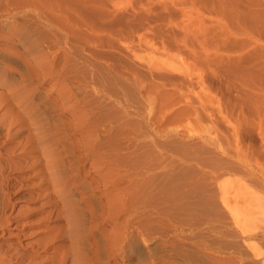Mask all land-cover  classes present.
Listing matches in <instances>:
<instances>
[{
    "label": "rangeland",
    "instance_id": "rangeland-1",
    "mask_svg": "<svg viewBox=\"0 0 264 264\" xmlns=\"http://www.w3.org/2000/svg\"><path fill=\"white\" fill-rule=\"evenodd\" d=\"M18 1L26 4L28 13L21 19H9V24L24 23V29L29 28L26 44L36 40L38 49L26 54L23 64L0 59L2 261L8 262L4 257L10 256L11 264H52L56 261L50 260L53 253L63 250L67 252V264H264V0ZM54 8L56 12L66 11L71 19H80L77 30L72 29V22L56 20ZM43 17L53 23L48 24ZM4 22H0V57L3 49L19 53L25 47L19 34L10 33ZM64 26L68 34L74 32L76 36L67 35ZM75 55L80 60L75 61ZM74 63L76 66H72ZM38 64H45V69L37 68L38 78L22 88L23 82L18 79L24 73H33ZM45 71L53 74L49 77ZM42 73H46L45 79ZM53 86L56 90L50 92ZM12 89L28 95L24 99L29 105L26 113H34L35 118L25 122L27 128L31 127L34 136L39 133L47 141L51 139L54 150L49 148V153L58 154L64 162L59 173L63 187L46 191L49 199L37 198L39 178L31 177L34 171H25L18 162L28 129L16 132L19 121L5 129L8 121L27 116L19 106L22 99L10 98L8 91ZM58 90L68 93L69 98L53 108ZM55 122L60 123L58 127ZM119 122L124 126L123 136L117 137L120 145L145 137L144 149L153 157L150 141L160 146L154 148L163 167L158 184L165 188L172 182L176 193L182 194L172 205V212L168 211L170 203L157 200L144 213L141 205L135 209L136 203L131 207L132 202H127L125 207L131 209L120 213V200L115 196L120 190L108 188L103 194L100 184L97 189V181H108L111 175L102 168L103 162L95 165L96 158L80 156L86 153L82 138L93 130L100 150H107L114 138L109 128ZM73 124H78L77 130L71 128ZM138 124L143 125L141 136ZM9 135L14 138L10 140ZM75 139L80 145L73 149ZM16 144L19 146L13 149ZM5 149L14 151L9 161ZM31 151L22 160L32 162L36 155ZM75 157H80L77 165ZM54 175L47 174V179ZM187 188L190 195L184 194ZM56 189L66 194L57 203ZM45 200L48 202L42 205ZM73 207L76 211L71 217L80 220L75 225L66 215ZM59 211L65 215L58 220ZM145 213L148 216L144 217ZM126 218L130 220L128 238L130 234L133 238L121 244L115 228H122ZM145 220L148 225L136 233L135 226ZM60 225L63 228L57 227ZM73 238L82 245L78 253L71 248Z\"/></svg>",
    "mask_w": 264,
    "mask_h": 264
},
{
    "label": "bare ground",
    "instance_id": "bare-ground-1",
    "mask_svg": "<svg viewBox=\"0 0 264 264\" xmlns=\"http://www.w3.org/2000/svg\"><path fill=\"white\" fill-rule=\"evenodd\" d=\"M22 1V0H21ZM23 3V2H22ZM21 3V4H22ZM53 3V2H52ZM19 4V5H18ZM18 4H17V0H0V8L2 9L3 8V10H1V14H0V22L1 21H6V23L4 22V25L7 27V29L9 30V32L10 33H17V34H19V39L21 40V41H23L24 43L23 44H25V47H23V50L22 51H18L19 53H17L16 51H10V50H2V56L0 57V59H3V60H5V61H8V62H12V63H14V64H17V65H19L20 63H24L25 62V59H24V57H26L25 55L26 54H32V53H34V51L35 50H37L38 49V46H37V44H38V41H33V43L31 42V44H29V45H27L26 43H27V41H26V39L28 38V32H27V30L29 29H27V30H25L24 28H26L25 27V25H24V23H21L20 22V24L18 23V22H15L14 21V23L12 24V25H10L9 23H10V21H8L9 19H15V18H17V17H20V19L21 18H24V17H22L24 14L26 15V12L27 11H25V8H24V6L26 5V4H23V5H21L20 3H19V1H18ZM30 4V3H29ZM38 4V3H37ZM17 5V6H16ZM43 5V4H42ZM15 6V7H14ZM37 6V5H36ZM45 6V5H44ZM39 7V6H38ZM43 7V6H42ZM55 7V6H54ZM21 9V11L19 12L20 14H18V12L16 13H11V11L13 12V10H17V9ZM44 9V8H43ZM11 10V11H10ZM51 10H53V8L51 9ZM56 9L54 8V13L52 12V14H54L55 15V18H56V20H60V21H62V22H65V21H69L70 23L72 22V24L74 25L73 27H72V29L74 30V29H76L77 30V27H79L78 26V22H80V19H77V17L75 18V20L74 19H71L70 18V15L65 11V12H61V11H55ZM66 10V9H65ZM4 11V12H3ZM45 11H47V10H45ZM50 11V10H49ZM3 12V13H2ZM56 12V13H55ZM74 12V11H73ZM28 13V12H27ZM35 14V13H34ZM34 14H32V17L33 16H35ZM41 14V13H40ZM36 15H39V14H36ZM43 15H44V13H43ZM54 15H53V17H54ZM75 15V14H74ZM73 15V16H74ZM79 15V14H78ZM28 17V16H27ZM26 17V18H27ZM38 17H40V16H38ZM42 17V16H41ZM40 17V18H41ZM34 18V17H33ZM44 19H45V21L47 22V21H49L48 22V24H51V23H53V21L52 20H48V19H46L45 17H43ZM42 19V18H41ZM36 20H39V19H36ZM22 21H24V20H22ZM7 22H8V24H7ZM28 22V21H27ZM30 22V21H29ZM61 22V23H62ZM26 23V22H25ZM41 22H39V23H37V24H39L40 26H41V24H40ZM55 23V22H54ZM29 24V23H28ZM27 24V25H28ZM42 24H43V22H42ZM56 24V23H55ZM54 24V25H55ZM58 24H59V22L57 23V25H56V27L58 26ZM38 25V26H39ZM63 25H65V24H63ZM1 26V25H0ZM29 26H30V24H29ZM28 26V27H29ZM32 26H33V24H32ZM34 26H37L36 24L34 25ZM61 26V24L59 25V27ZM42 27V26H41ZM65 27V26H64ZM68 27V26H67ZM31 28V27H30ZM44 28V27H43ZM66 28V27H65ZM56 29H58V27L56 28ZM55 28H54V30H56ZM35 30V29H34ZM44 30V29H43ZM62 30V29H61ZM69 30H71V27H70V29ZM37 31V30H36ZM45 31V30H44ZM53 31V30H52ZM60 31V30H59ZM66 31H67V35H71V37H74V36H76L75 35V33L71 30V32H73V33H71V34H68V28H66ZM65 31V32H66ZM75 31V30H74ZM48 32V31H47ZM46 32V33H47ZM78 32H79V28H78ZM50 33V32H49ZM55 33H57V32H55ZM70 33V32H69ZM35 34V33H34ZM47 35H48V33H47ZM47 35H45V36H47ZM52 35V34H51ZM61 35H63V33H62V31H61ZM78 35V34H77ZM40 36V35H39ZM41 36H42V33H41ZM41 36L39 37V38H41ZM65 36V35H64ZM43 37L44 36H42V39H43ZM69 36H67V38H68ZM70 37V38H71ZM46 38H48V37H46ZM45 38V39H46ZM60 38V37H59ZM66 38V37H65ZM76 38V37H75ZM77 38H79V37H77ZM73 39V38H72ZM29 40H30V38H29ZM76 40V39H75ZM74 40V41H75ZM31 41V40H30ZM29 41V42H30ZM45 41H47V40H45ZM61 42H62V39L60 40ZM68 42H69V39L67 40ZM70 41H71V39H70ZM77 41V40H76ZM75 41V42H76ZM75 42H72L71 43V45L73 44H75ZM54 43V42H53ZM56 43V42H55ZM63 43H65L64 41H63ZM79 42H77V44H78ZM40 44V43H39ZM47 44V43H46ZM58 44V43H57ZM1 45V44H0ZM8 45H9V43H8ZM49 45V44H48ZM59 45H62V44H59ZM65 45H66V43H65ZM76 45V44H75ZM74 45V46H75ZM54 46V45H53ZM58 47V46H57ZM1 48V47H0ZM4 48V47H3ZM6 49V48H5ZM72 49V48H71ZM76 49H78L77 47H76ZM70 50V49H69ZM49 51V50H48ZM66 51L68 52V50L66 49ZM76 51V50H75ZM75 51H73L74 53H75ZM43 52V51H42ZM47 52V51H46ZM56 52V51H55ZM61 52V51H60ZM71 51H69V53H70ZM73 52H71V53H73ZM80 52V51H79ZM78 52V53H79ZM39 53H40V51H39ZM52 53V52H51ZM54 53V52H53ZM66 54V52L64 53V56H66L65 55ZM35 55V54H34ZM39 55V54H38ZM48 55V54H47ZM54 55H57V54H54ZM43 56H45V54L43 55ZM77 56H79V55H77ZM77 56L75 55L74 57H75V61H77L78 59H77ZM49 57V56H48ZM47 57V58H48ZM52 57V56H51ZM56 57V56H55ZM58 57V56H57ZM60 57V56H59ZM67 57H68V55H67ZM70 57V56H69ZM32 58H35V56H33L32 55ZM61 58H63L62 56H61ZM65 58V57H64ZM63 58V60H65ZM40 59V58H39ZM71 59V58H70ZM3 60H0V62H2ZM59 60H60V58H59ZM67 60V59H66ZM73 60V59H72ZM80 60V59H79ZM18 61H20V63L18 64ZM68 61V60H67ZM74 61V60H73ZM72 61V62H73ZM74 61V62H75ZM63 62V61H62ZM62 62H60L61 64H62ZM71 62V63H72ZM27 63V62H26ZM53 64V63H52ZM76 63H74V64H72V66L73 65H75ZM63 65H65V64H63ZM32 66V65H31ZM36 66H38V67H36L35 69H34V72L33 73H29L28 72V74H26V73H24V75H21L20 76V78L18 79V80H21L22 82H23V85H21L22 86V88L23 87H26V86H30V85H32V81L35 79V78H38V75L36 74L37 73V68H40V69H45V64L43 65L44 66V68H43V66L42 65H36ZM76 66V65H75ZM3 67V66H2ZM5 67V66H4ZM49 67H51V65H49ZM48 67V68H49ZM68 67V66H67ZM77 67H78V64H77ZM6 68V67H5ZM47 68V67H46ZM72 68V67H71ZM76 68V67H75ZM57 69V68H56ZM77 69V68H76ZM75 69V71H77ZM6 71H7V69H5ZM23 70V69H22ZM48 70H50V69H48ZM73 70H74V68H73ZM18 71V70H17ZM29 71H30V69H29ZM44 70H42V72H43ZM50 71H52V70H50ZM57 71H60V68H59V70H55V73L57 72ZM22 72V71H21ZM39 72V71H38ZM45 72H47V75H49V73H48V71H45ZM53 72V71H52ZM51 72V73H52ZM65 72H66V70H65ZM68 72H69V70H68ZM71 72V71H70ZM74 72V71H73ZM5 73V72H4ZM6 73H8V72H6ZM58 73V72H57ZM44 73H42L41 75H43ZM46 74V73H45ZM44 74V75H45ZM53 74V73H52ZM51 74V75H52ZM43 75V76H44ZM47 75H45L46 77H47ZM51 75H49V77L51 76ZM59 76L61 75L60 73L58 74ZM66 75V74H65ZM4 76V75H3ZM8 76V75H7ZM45 76L43 77L44 79H45ZM62 76V75H61ZM72 76V75H71ZM77 76V75H76ZM40 77H42V76H40ZM66 77V76H65ZM73 77H74V75H73ZM72 77V78H73ZM79 77V76H78ZM42 78V79H43ZM5 79V78H4ZM61 79H62V77H61ZM40 81H41V79H39ZM64 80V79H63ZM76 80H78L77 78H76ZM37 81H38V79H37ZM40 81H38V82H40ZM67 81V80H66ZM70 81V80H69ZM72 81V80H71ZM68 82V81H67ZM94 83H96V84H98V83H102L101 81L100 82H94ZM22 84V83H21ZM99 86V85H98ZM34 87V86H33ZM65 88H66V86H65ZM8 90V89H7ZM56 89H55V87L53 86L51 89H50V92H53V91H55ZM60 90V89H59ZM58 90V91H59ZM68 90V89H67ZM67 90H66V92H67ZM70 90V89H69ZM69 90H68V92H69ZM102 91V90H101ZM107 91V90H106ZM9 92V94H10V98L11 99H15V98H20V100L22 99V102H21V104L19 105L20 107H21V109H23V110H25V115H27V116H24V118H23V120H19V119H14V121H8V123L6 124V128L5 129H7L8 127H11L16 121L18 122L19 121V129L18 130H16V132H21V131H24V130H26V129H28L27 131H28V133H27V135H26V137H24V139H23V141L25 142H23L24 144H22V146L20 145V149L21 150H19L20 152H18L19 153V155H18V157L16 156V161H17V158H18V162H22V168H24L25 169V171H34V175H31V177H37V178H39V181L36 183V189L39 191V193H37V194H39V195H37V198H39L41 201L42 200H44V199H49V195L48 194H46L45 192L46 191H49V190H53L54 188H61V186L63 187V185H62V179H61V177L59 176V173H61L62 171H63V169H64V166L65 165H63V163L64 162H62L61 161V158L58 156V154H55V155H51L49 152H50V150H49V148H51L50 146H51V142H50V140L49 141H47L46 140V138L44 137V136H40L39 135V133H38V135H36V136H34V134L31 132V127H30V129H29V127L27 128V126L25 125V122L26 121H28L29 122V120H33L32 119V117L33 118H35V114L33 113V115H32V113L29 111L28 113H26V107H28V109H29V105H28V103H26L25 104V101H24V99H26L27 97L26 96H28V95H26V96H24V94L22 93V94H19L16 90H14V89H12V90H10V91H8ZM20 92V91H19ZM57 92V91H56ZM105 92V91H104ZM58 93V96L54 99V100H52L53 101V104L52 103H50V104H52V106H53V108H55L56 106H58V105H56V103L58 102H61L62 104L63 103H67V100H68V98H69V95H68V93H61L60 91L59 92H57ZM99 93V92H98ZM109 93V92H108ZM33 94V93H32ZM102 94V93H101ZM106 95V94H105ZM112 95V94H111ZM70 96H71V94H70ZM2 98V97H1ZM108 98H110V97H108ZM107 98V99H108ZM75 99V98H74ZM42 100V99H41ZM115 100V99H114ZM40 101V100H39ZM50 101H51V99H50ZM74 101V100H73ZM27 102V101H26ZM46 102H48V101H46ZM45 102V103H46ZM36 104V103H35ZM40 104V103H39ZM46 104H48V103H46ZM50 104L48 105V106H50ZM18 105V104H17ZM121 105V104H120ZM10 106V105H9ZM31 106V105H30ZM36 106V105H35ZM40 106V105H39ZM47 106V105H46ZM51 106V107H52ZM125 106V105H124ZM58 107H60V106H58ZM109 107V106H108ZM115 107V106H114ZM5 108V107H4ZM49 108V107H48ZM111 108V107H110ZM46 108H44V110H45ZM50 109V108H49ZM48 109V110H49ZM112 109V108H111ZM6 110V109H5ZM8 110H9V108H8ZM7 110V111H8ZM39 110V109H38ZM42 110H43V108H42ZM110 109H108V111H109ZM35 111H36V109H35ZM40 111V110H39ZM59 111V110H58ZM110 111H112V110H110ZM137 111V110H136ZM138 111H141V110H138ZM51 112V111H50ZM8 113V112H7ZM7 113H5V115L7 114ZM105 113V112H104ZM108 113H111L113 116L116 114L115 112H108ZM135 113H137V112H135ZM139 113V116L140 117H142L141 116V113L140 112H138ZM43 114V113H42ZM48 114V113H47ZM111 114H110V116L108 115V117H111ZM52 115V114H51ZM117 115V114H116ZM136 115V114H135ZM143 115V114H142ZM53 116V115H52ZM80 116V115H79ZM118 116V115H117ZM15 117V116H14ZM40 117V116H39ZM113 118V117H112ZM111 118V119H112ZM114 118H116L115 116H114ZM117 118H120L119 116L117 117ZM116 118V119H117ZM42 120V119H41ZM120 120V119H119ZM118 120V121H119ZM130 120V119H129ZM6 121V120H5ZM45 121H47V120H45ZM116 120H114V122H115ZM121 121V120H120ZM3 123V122H2ZM5 123V122H4ZM52 123V122H51ZM58 123L59 122H55L54 123V126L55 127H58ZM77 123V122H76ZM121 122H119V123H115V125H113V127H111V128H109V130H111L112 132L111 133H113L111 136H114V138L116 139V143H115V141H114V138H113V140L111 141L110 139V141L112 142L111 143V145H109V148L107 149V150H103V151H101L100 150V148H99V146H98V140H97V137H96V135L93 133V130H91V133L90 134H88L86 137L84 136V138H82L83 139V141H82V143H83V146H84V144H85V154L84 155H80L82 158H87L88 160L89 159H94V158H96V159H94V161H93V163H95V165H98L99 164V161H100V164H102V162L104 163V167H102V168H107V172L111 175L110 176V179L108 180L107 178V180L108 181H105L104 179H103V181L102 180H100L99 182L97 181V189H98V185L100 184V186H101V190H102V193L104 194V192L108 189V188H116L117 190H120V192L118 191V193L115 191L116 189H114L113 191H115L114 193H115V196H117L118 198H119V200H120V202L117 200V203H118V208L117 209H121V211H120V213L123 211H126V210H130V209H127L128 207H125V204H127V202H132L131 203V205H129V206H131L132 207V204L133 203H136V208L135 209H137L138 207H137V205L139 204V205H141L142 206V208H141V210L143 211H146V209H147V207H150V206H153L155 203H156V201L157 200H162V201H165V202H168V203H170V205H169V207H168V211H170V212H172L173 211V209H174V207L172 206L174 203H176V200L180 197V195H182V194H177L176 193V188H175V186H174V184L172 183V182H169L168 183V187H160L159 186V184H158V178H159V176L163 173V171H162V169H163V167H161V165H160V156H158L159 154V152L157 151V150H155V149H159V145L155 142V141H150V143H151V148H152V150L154 151V157L153 156H149L148 155V153H147V150L146 149H144V148H146V146H145V144H144V142H145V137H139V138H137V137H135V138H137V140L135 139V141L133 142V141H131V139L130 140H128V142H126V145L124 144V145H120V143H117V137H118V135L120 136H123L122 135V131L124 130L123 128H124V126L123 125H121L120 124ZM127 123L129 124V121H127ZM12 124V125H11ZM60 124V123H59ZM130 124H131V120H130ZM129 124V125H130ZM62 125H64V124H62ZM70 125V124H69ZM83 125V124H82ZM129 125H128V127H129ZM139 125V124H138ZM137 125V126H138ZM1 126V125H0ZM29 126V125H28ZM61 126V125H60ZM111 126V125H110ZM115 126V127H114ZM136 126V125H135ZM136 126V127H137ZM140 126V127H139ZM138 127V136H141V133H143V125H142V127H141V124L139 125ZM13 127H14V125H13ZM72 127H74V129H76L77 130V127H78V124H73V125H71V128ZM92 127V126H91ZM95 127V126H94ZM64 128V127H63ZM14 129V128H13ZM60 129H62V128H60ZM65 129V128H64ZM68 129V128H67ZM123 129V130H122ZM137 129V128H136ZM10 130V129H9ZM36 130V129H35ZM37 130H39V129H37ZM129 130V129H128ZM7 131V130H6ZM12 131V130H11ZM10 131V132H11ZM90 131V130H89ZM106 131V130H105ZM8 132V131H7ZM35 132V131H34ZM48 132V131H47ZM49 132H50V130H49ZM110 132V131H109ZM135 132H137V131H135ZM12 133V132H11ZM11 133H9V134H11ZM14 133V132H13ZM121 133V134H120ZM16 134V133H15ZM15 134H13L14 136H16ZM134 135H135V133H134ZM133 135V136H134ZM10 136V135H9ZM65 136V135H64ZM7 137H8V134H7ZM13 137V136H12ZM12 137L10 136V140H12ZM50 137V136H49ZM63 137V136H62ZM110 137V136H109ZM14 138V137H13ZM20 138V137H19ZM60 138V137H59ZM59 138H57V139H59ZM134 138V137H133ZM132 138V139H133ZM128 138L126 137V140H127ZM54 140V139H53ZM60 140V139H59ZM59 140H56L55 142H56V144L58 145V142H59ZM67 140H69V139H67ZM119 140V139H118ZM4 141V140H3ZM6 141V140H5ZM14 141L15 140H13V144H14ZM108 141V140H107ZM6 142H8V141H6ZM5 142V143H6ZM19 142V141H18ZM21 142V141H20ZM19 142V143H20ZM55 142H53V143H55ZM68 142V141H67ZM71 142V141H70ZM4 143V144H5ZM8 143H10V142H8ZM15 143H17V142H15ZM18 143V144H19ZM22 143V142H21ZM78 143H80V141L77 139H75V141H72V144H71V146L73 147V149H76V147H77V144ZM146 143V142H145ZM0 144H1V142H0ZM11 145H12V143H10ZM65 144H67V143H65ZM65 144H64V146H65ZM69 145H70V143H68ZM122 144V143H121ZM9 145V144H8ZM11 145H9L10 147H11ZM53 145V144H52ZM55 145V144H54ZM78 145H80V144H78ZM5 146H6V144H5ZM16 146H19V145H14L13 146V149H14V147H16ZM29 147V148H27V149H32V151L31 152H33V154H35L36 156H33V160H32V162H29V160L28 161H25V160H22L23 159V157H24V155H25V153L27 152V151H29V150H25V148L26 147ZM60 146V145H59ZM56 147V146H55ZM63 147V146H62ZM61 147V148H62ZM67 147V146H66ZM65 147V148H66ZM7 148H9V147H7ZM12 148V147H11ZM64 148V149H65ZM69 148V147H68ZM155 148V149H154ZM16 149H17V147H16ZM51 149H53L54 150V148H51ZM56 149V148H55ZM2 150V149H1ZM5 150H7V149H5ZM58 150H60V149H58ZM3 151H4V149H3ZM11 151H13L12 149H10L9 150V152L10 153H8V150L6 151L7 153L6 154H8V161H9V159H10V157H14V155H11ZM24 151H26L25 153H23ZM29 151V152H30ZM57 150H55V151H53V152H56ZM75 151V150H74ZM1 152V155H3V153H2V151H0ZM14 152V151H13ZM29 152H27V153H29ZM48 152V155H43V154H45V153H47ZM61 152V151H60ZM59 153V152H58ZM5 154V155H6ZM12 154H14V153H12ZM38 154H41V156H39ZM60 154V153H59ZM0 155V156H1ZM42 155H43V157H42ZM79 155V154H78ZM29 156H31V154L29 155ZM29 156H27V158H30ZM4 157V156H3ZM21 158V159H20ZM1 159V158H0ZM25 159V158H24ZM31 159V158H30ZM75 165H77L78 163H77V161H79V159H80V157H75ZM3 160V159H2ZM6 160V159H5ZM8 161H6V162H8ZM5 162V163H6ZM15 163H17V162H15ZM14 163V164H15ZM98 163V164H97ZM16 165V164H15ZM74 165V164H73ZM17 166H18V164H17ZM21 166V164H19V167ZM5 167V166H4ZM3 167V168H4ZM92 167H93V165H92ZM96 167V166H95ZM6 168V167H5ZM9 168V167H8ZM77 168V167H76ZM76 168H75V170H76ZM2 169V168H1ZM80 169H82V168H80ZM8 170V169H7ZM81 172V171H80ZM26 173V172H25ZM51 173V175L52 174H54V173H56V175H54V177H52L51 179H47V174H50ZM79 173V172H78ZM65 174V173H64ZM68 174V173H67ZM106 176V175H105ZM107 177V176H106ZM77 178H78V176H77ZM75 179V178H74ZM101 182H102V184H101ZM121 183H124V186H122L121 188H119L120 186V184ZM61 185V186H60ZM116 186H118V188L116 187ZM34 187V186H33ZM35 188V187H34ZM57 190V189H56ZM191 190L189 189V188H187L186 189V191L184 192V194L185 195H190V192ZM57 192H58V194L56 195V197H54V202L55 203H57L59 200H62V199H64L65 198V193L61 190V189H58L57 190ZM114 196V197H115ZM120 196V197H119ZM116 198V197H115ZM117 199V198H116ZM44 202V201H43ZM48 202V200H45V202L44 203H42V205L44 204V205H46V203ZM75 203V202H74ZM93 203V202H92ZM116 203V204H117ZM129 203V204H130ZM111 204V203H110ZM42 205H40V206H42ZM134 205V204H133ZM77 206V205H76ZM127 206H128V204H127ZM143 206H145V208H143ZM115 207H117V205H115ZM134 209V208H133ZM87 210H89V209H87ZM95 210H97V209H95ZM55 211H56V209H55ZM76 211V208L75 207H73V208H71V210H69V213L67 212L66 213V215H67V217L69 218H71V219H73V221H71L72 223L71 224H73V225H75V224H79V222H80V220H79V218H72L71 216H74L73 215V213ZM91 211H93V209L91 210ZM135 211V210H134ZM144 211H143V213H144ZM95 212V211H94ZM128 212V211H127ZM130 212V211H129ZM47 214H48V212H46ZM60 211L57 213L58 215H56L57 216V219L59 220V217L61 216H63L64 217V215L65 214H62V215H60ZM93 213V212H92ZM117 213V212H116ZM125 213V212H124ZM123 213V214H124ZM133 213V212H132ZM45 214V213H44ZM51 214V213H50ZM110 214V213H109ZM128 214V213H127ZM129 214H131V213H129ZM134 214V213H133ZM46 215V214H45ZM95 215V214H94ZM55 216V215H54ZM111 216V215H110ZM131 217H132V215H130ZM139 216V215H138ZM145 216H148L146 213H145V215H144V217ZM44 217V216H43ZM49 217V216H48ZM125 217V216H124ZM139 218V217H138ZM61 219V218H60ZM76 219V220H75ZM117 219V218H116ZM136 219H137V216H136ZM144 219V218H143ZM147 219V218H146ZM44 220V219H43ZM42 220V221H43ZM67 220H69V219H67ZM122 220V219H121ZM128 220H129V218H126V219H124L122 222H121V227L122 228H115V230L117 229V231L119 232V240L118 241H120L121 242V244H123L124 242H125V240L126 239H132L133 238V236L131 237V234H130V238H128V235L129 234H127V228H128ZM130 221V220H129ZM139 221V220H138ZM47 222V221H46ZM119 222V221H118ZM132 222V221H131ZM137 222V221H136ZM45 223V222H44ZM130 223V222H129ZM136 224V223H135ZM69 225V224H68ZM117 225V224H116ZM146 225H148V223H147V221L145 220V222H143V223H140L139 222V224L138 225H136L135 226V232L136 233H139V232H142V229H144V227L146 226ZM56 227V226H55ZM59 229H61V228H63V226H57ZM130 227V226H129ZM54 228V227H53ZM57 228V229H58ZM89 228H91V227H89ZM55 230V229H54ZM58 231V230H57ZM77 231V230H76ZM49 233V232H48ZM52 233V232H51ZM50 233V234H51ZM115 233V232H114ZM49 235V234H48ZM52 235H54V233L53 234H51V236ZM116 235V234H115ZM139 235V234H138ZM50 237V236H49ZM83 237V236H82ZM81 238V237H80ZM135 238V237H134ZM48 240H49V238H47ZM46 239V240H47ZM51 239V238H50ZM76 239H78V238H76ZM82 239V238H81ZM58 240V239H57ZM85 240V239H84ZM51 241V240H50ZM82 241V240H81ZM134 241V240H133ZM52 242V241H51ZM83 242V241H82ZM97 242H98V240H97ZM130 242V241H129ZM73 246L71 247V248H74V251H76L77 253L78 252H80V250H81V246L79 245V242L78 241H76L74 238H73ZM71 243V244H72ZM129 244V243H128ZM62 245V244H61ZM61 245H59V246H61ZM90 245H92V244H90ZM89 245V246H90ZM59 246L57 245L56 247H58L59 248ZM94 246V245H93ZM129 246V245H128ZM58 248H55V249H58ZM95 248V247H94ZM93 248V249H94ZM107 248V247H106ZM110 248V247H109ZM90 249H92V247L90 248ZM92 249V250H93ZM118 249V248H117ZM60 250V249H59ZM71 252H72V250H70ZM94 251V250H93ZM107 251H109V250H107ZM90 252V251H89ZM94 253V252H93ZM72 254V253H71ZM76 254V253H75ZM90 254V253H89ZM107 255H109V254H107ZM91 256V255H90ZM111 256V255H110ZM1 258V257H0ZM4 259H6V260H8V262H6V263H4L3 261H2V258H1V264H2V262L4 263V264H11V262H10V260H11V257L10 256H5L4 257ZM56 260V261H54V263L52 262V264H67V262H68V260H67V252L66 251H56V252H54L53 253V256L50 258V260ZM91 259V258H90ZM51 260V261H52ZM88 260L89 259H87V262H88ZM86 261V260H85ZM82 263H84V264H87L86 262H82ZM89 263V262H88ZM79 264V263H78Z\"/></svg>",
    "mask_w": 264,
    "mask_h": 264
}]
</instances>
